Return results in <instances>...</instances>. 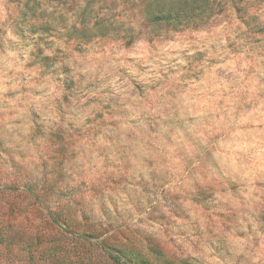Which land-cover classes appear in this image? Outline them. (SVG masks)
<instances>
[{
    "label": "rangeland",
    "instance_id": "374dc122",
    "mask_svg": "<svg viewBox=\"0 0 264 264\" xmlns=\"http://www.w3.org/2000/svg\"><path fill=\"white\" fill-rule=\"evenodd\" d=\"M148 1L0 0V264H264V0Z\"/></svg>",
    "mask_w": 264,
    "mask_h": 264
},
{
    "label": "trees",
    "instance_id": "16d2710c",
    "mask_svg": "<svg viewBox=\"0 0 264 264\" xmlns=\"http://www.w3.org/2000/svg\"><path fill=\"white\" fill-rule=\"evenodd\" d=\"M209 0H150L144 6V13L146 18L153 19L154 24L166 22L172 23L173 27H188L193 25L195 27L201 26L211 15L213 7L208 2ZM87 26L84 25L85 29ZM3 230L0 229V251L1 246L4 245L5 240L2 239ZM23 232V231H22ZM24 243L21 246V252L18 255L20 264H37V262L30 256V244L34 238L30 234L22 233ZM26 239V245H25ZM27 248H26V247ZM15 256V255H14ZM115 264H129L120 257L113 256Z\"/></svg>",
    "mask_w": 264,
    "mask_h": 264
}]
</instances>
